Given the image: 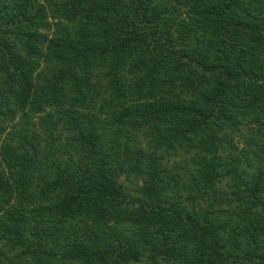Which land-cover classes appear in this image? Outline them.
Returning a JSON list of instances; mask_svg holds the SVG:
<instances>
[{
    "label": "trees",
    "instance_id": "16d2710c",
    "mask_svg": "<svg viewBox=\"0 0 264 264\" xmlns=\"http://www.w3.org/2000/svg\"><path fill=\"white\" fill-rule=\"evenodd\" d=\"M0 264H264V0H0Z\"/></svg>",
    "mask_w": 264,
    "mask_h": 264
},
{
    "label": "rangeland",
    "instance_id": "374dc122",
    "mask_svg": "<svg viewBox=\"0 0 264 264\" xmlns=\"http://www.w3.org/2000/svg\"><path fill=\"white\" fill-rule=\"evenodd\" d=\"M172 160H173V161H174V160H176V161H179V160H180V158H179V157L172 158V159L170 160V162H171ZM122 179L124 180L123 176H122Z\"/></svg>",
    "mask_w": 264,
    "mask_h": 264
}]
</instances>
